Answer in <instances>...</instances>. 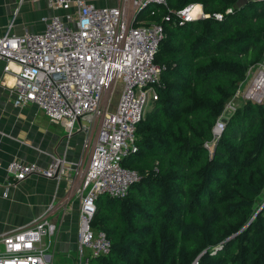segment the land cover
I'll use <instances>...</instances> for the list:
<instances>
[{
    "label": "trees",
    "instance_id": "obj_1",
    "mask_svg": "<svg viewBox=\"0 0 264 264\" xmlns=\"http://www.w3.org/2000/svg\"><path fill=\"white\" fill-rule=\"evenodd\" d=\"M167 3L199 5L207 17L182 26L163 22L160 9L149 17L163 28L157 98L135 126L136 152L121 162L139 180L123 198H96L90 225L109 251L89 264H264V206L254 215L264 202V98L241 102L204 147L262 58L264 0Z\"/></svg>",
    "mask_w": 264,
    "mask_h": 264
},
{
    "label": "built area",
    "instance_id": "obj_2",
    "mask_svg": "<svg viewBox=\"0 0 264 264\" xmlns=\"http://www.w3.org/2000/svg\"><path fill=\"white\" fill-rule=\"evenodd\" d=\"M45 1L49 10L61 14L42 18L44 28L38 34H10L11 17L0 36L2 72L13 76L10 90L15 106H35L49 122L63 124L67 136L74 131L84 133L81 152L74 162L51 155L44 167L7 163L2 195L31 176L54 181L67 178L68 173L80 176L74 264H89L90 259L109 251L105 234L90 225L95 200L100 195L123 198L139 180L136 172L122 167L121 162L136 152L135 126L157 98L154 88L160 67L153 59L163 28L138 19L139 14L148 9L149 18L161 9L164 14L160 19L173 26L207 15L193 4L169 10L167 0H117L113 7H94L86 0ZM213 17L219 20L221 16ZM9 65L16 71L11 72ZM249 80L245 87H237L223 111L231 115L238 100L239 104L261 102L264 67ZM116 93L113 111L108 112ZM226 118L221 114L213 125L211 140L204 144L209 152ZM79 120L84 125L75 128ZM55 209L50 203L29 223L2 233L0 264H52L49 250L56 227L49 216Z\"/></svg>",
    "mask_w": 264,
    "mask_h": 264
},
{
    "label": "crops",
    "instance_id": "obj_3",
    "mask_svg": "<svg viewBox=\"0 0 264 264\" xmlns=\"http://www.w3.org/2000/svg\"><path fill=\"white\" fill-rule=\"evenodd\" d=\"M86 2L94 7L117 5V0ZM55 14L60 15L61 12L49 10L45 0H0V36L12 16L14 19L9 32L19 36L24 32L40 33L44 28L41 19ZM142 21L152 22L147 16ZM2 66L0 63V235L29 223L51 203L56 209L49 219L56 232L49 253L51 260L57 256L58 264H66L69 254L75 250L80 176L68 173L67 178L60 181L31 176L9 189L3 197L5 165L20 161L44 167L51 155L64 156L68 162L77 161L84 133L74 131L67 136L63 124L49 122L35 106H15L10 90L13 76L11 73L3 74ZM260 67H264V50L260 62L248 69L238 86H246ZM9 69L16 71L14 65H9ZM236 105L239 106V100ZM229 115L225 110L222 112L223 117ZM81 125L84 123L79 120L74 127ZM1 248L0 245V251Z\"/></svg>",
    "mask_w": 264,
    "mask_h": 264
},
{
    "label": "rangeland",
    "instance_id": "obj_4",
    "mask_svg": "<svg viewBox=\"0 0 264 264\" xmlns=\"http://www.w3.org/2000/svg\"><path fill=\"white\" fill-rule=\"evenodd\" d=\"M111 4H112V2H111ZM110 4V5H111ZM150 8H154V7H149V9ZM147 13H148V9H146L145 11H143L140 15H139V17H138V19H140V20H143V18H145L146 16H147ZM245 87V86H244ZM244 89V88H243ZM116 101H117V93L111 98V100H110V102H109V107H108V112H111V111H113V108H114V106H115V103H116ZM150 107H151V105H148L147 107H146V109H145V111H144V114H145V112H147L149 109H150ZM225 115H226V113H225ZM264 199V198H263ZM56 258V259H55ZM75 258H76V254H75V252H71L70 254H69V258H67V261H66V264H74L75 263ZM60 260L57 258V256H55V257H53V259H52V264H58V262H59Z\"/></svg>",
    "mask_w": 264,
    "mask_h": 264
},
{
    "label": "water",
    "instance_id": "obj_5",
    "mask_svg": "<svg viewBox=\"0 0 264 264\" xmlns=\"http://www.w3.org/2000/svg\"><path fill=\"white\" fill-rule=\"evenodd\" d=\"M263 206H264V202H262V204L258 207V209H257L256 212L254 213V215H256L257 213H259ZM231 238H232V237H231Z\"/></svg>",
    "mask_w": 264,
    "mask_h": 264
},
{
    "label": "bare ground",
    "instance_id": "obj_6",
    "mask_svg": "<svg viewBox=\"0 0 264 264\" xmlns=\"http://www.w3.org/2000/svg\"><path fill=\"white\" fill-rule=\"evenodd\" d=\"M161 10V9H160ZM156 14V13H155ZM137 141V140H136ZM125 168V167H124Z\"/></svg>",
    "mask_w": 264,
    "mask_h": 264
}]
</instances>
